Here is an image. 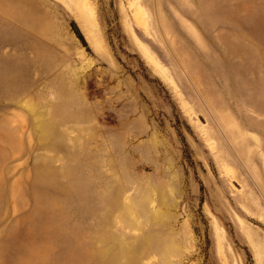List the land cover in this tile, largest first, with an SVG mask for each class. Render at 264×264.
<instances>
[{
	"label": "rangeland",
	"instance_id": "374dc122",
	"mask_svg": "<svg viewBox=\"0 0 264 264\" xmlns=\"http://www.w3.org/2000/svg\"><path fill=\"white\" fill-rule=\"evenodd\" d=\"M0 264H264V0H0Z\"/></svg>",
	"mask_w": 264,
	"mask_h": 264
}]
</instances>
